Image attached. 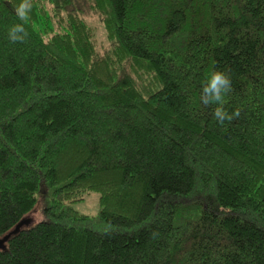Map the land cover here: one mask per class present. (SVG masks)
<instances>
[{"label":"trees","instance_id":"1","mask_svg":"<svg viewBox=\"0 0 264 264\" xmlns=\"http://www.w3.org/2000/svg\"><path fill=\"white\" fill-rule=\"evenodd\" d=\"M18 3L0 0V264H264V0H32L26 22ZM214 70L223 125L200 101ZM90 191L98 216L71 205Z\"/></svg>","mask_w":264,"mask_h":264},{"label":"clouds","instance_id":"2","mask_svg":"<svg viewBox=\"0 0 264 264\" xmlns=\"http://www.w3.org/2000/svg\"><path fill=\"white\" fill-rule=\"evenodd\" d=\"M32 0H19L15 6V15L22 22H26L32 11ZM26 35L24 23L14 24L8 29V38L13 43L23 41ZM232 87L231 78L229 75L220 70H214L207 75L201 86L200 101L203 105H216L213 111L215 120L221 125L225 121H231L234 115L239 113L229 114L223 107L225 97L230 92Z\"/></svg>","mask_w":264,"mask_h":264},{"label":"rangeland","instance_id":"3","mask_svg":"<svg viewBox=\"0 0 264 264\" xmlns=\"http://www.w3.org/2000/svg\"><path fill=\"white\" fill-rule=\"evenodd\" d=\"M76 12L79 13L82 17H84L88 21L89 25L93 28L99 50L103 52L105 49L109 48L111 44L107 39L106 31L102 23L100 22L98 16L89 9H86L85 11L76 10ZM51 191L52 190L47 187H42L40 189L38 193L39 211L41 207L46 205V200L50 198ZM71 205L82 213L98 216L101 208L99 204V193L96 191L86 192L84 193L81 200L72 203ZM32 219H33L32 221L40 220L41 214L36 213L34 217L32 216Z\"/></svg>","mask_w":264,"mask_h":264},{"label":"water","instance_id":"4","mask_svg":"<svg viewBox=\"0 0 264 264\" xmlns=\"http://www.w3.org/2000/svg\"><path fill=\"white\" fill-rule=\"evenodd\" d=\"M26 223V221L24 220V221H22V222H20L18 225H17V228H16V230L17 229H19L22 225H24ZM8 239V235L7 236H5V237H3V238H0V249H4L5 248V242H6V240Z\"/></svg>","mask_w":264,"mask_h":264}]
</instances>
